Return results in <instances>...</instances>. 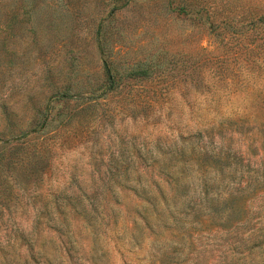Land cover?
Instances as JSON below:
<instances>
[{
    "label": "rangeland",
    "instance_id": "1",
    "mask_svg": "<svg viewBox=\"0 0 264 264\" xmlns=\"http://www.w3.org/2000/svg\"><path fill=\"white\" fill-rule=\"evenodd\" d=\"M0 264H264V0H0Z\"/></svg>",
    "mask_w": 264,
    "mask_h": 264
},
{
    "label": "trees",
    "instance_id": "2",
    "mask_svg": "<svg viewBox=\"0 0 264 264\" xmlns=\"http://www.w3.org/2000/svg\"><path fill=\"white\" fill-rule=\"evenodd\" d=\"M107 73H109V69H107Z\"/></svg>",
    "mask_w": 264,
    "mask_h": 264
}]
</instances>
